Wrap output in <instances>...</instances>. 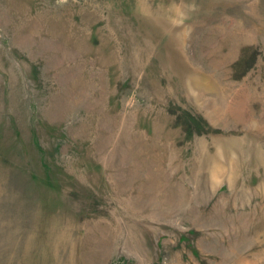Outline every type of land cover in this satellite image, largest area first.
<instances>
[{
	"label": "rangeland",
	"instance_id": "rangeland-1",
	"mask_svg": "<svg viewBox=\"0 0 264 264\" xmlns=\"http://www.w3.org/2000/svg\"><path fill=\"white\" fill-rule=\"evenodd\" d=\"M0 264H264V0H0Z\"/></svg>",
	"mask_w": 264,
	"mask_h": 264
}]
</instances>
